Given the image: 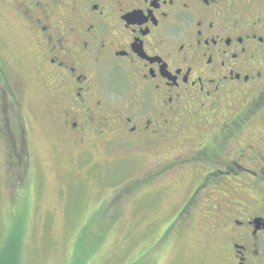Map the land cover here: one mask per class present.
<instances>
[{
	"label": "flooded vegetation",
	"instance_id": "flooded-vegetation-1",
	"mask_svg": "<svg viewBox=\"0 0 264 264\" xmlns=\"http://www.w3.org/2000/svg\"><path fill=\"white\" fill-rule=\"evenodd\" d=\"M0 14L16 18L0 27L14 107L26 61L80 155L117 140L156 153L144 183L176 179L178 231L202 221L217 264H264V0H0Z\"/></svg>",
	"mask_w": 264,
	"mask_h": 264
},
{
	"label": "rangeland",
	"instance_id": "rangeland-1",
	"mask_svg": "<svg viewBox=\"0 0 264 264\" xmlns=\"http://www.w3.org/2000/svg\"><path fill=\"white\" fill-rule=\"evenodd\" d=\"M15 19L0 14V27L17 30ZM20 67V105L0 89V248L14 229L23 264H217L202 221L174 223L176 179L144 183L156 153L117 140L80 155Z\"/></svg>",
	"mask_w": 264,
	"mask_h": 264
},
{
	"label": "trees",
	"instance_id": "trees-1",
	"mask_svg": "<svg viewBox=\"0 0 264 264\" xmlns=\"http://www.w3.org/2000/svg\"><path fill=\"white\" fill-rule=\"evenodd\" d=\"M14 229L0 248V264H23L22 263V240L21 235L16 234Z\"/></svg>",
	"mask_w": 264,
	"mask_h": 264
}]
</instances>
